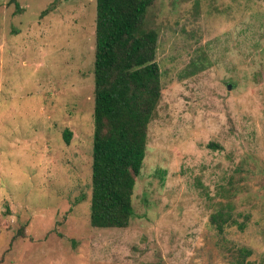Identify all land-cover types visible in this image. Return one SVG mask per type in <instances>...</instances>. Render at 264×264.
I'll return each instance as SVG.
<instances>
[{"label": "rangeland", "instance_id": "obj_1", "mask_svg": "<svg viewBox=\"0 0 264 264\" xmlns=\"http://www.w3.org/2000/svg\"><path fill=\"white\" fill-rule=\"evenodd\" d=\"M15 1L0 0V264H264V0L148 9L161 98L123 229L90 223L95 0Z\"/></svg>", "mask_w": 264, "mask_h": 264}, {"label": "trees", "instance_id": "obj_2", "mask_svg": "<svg viewBox=\"0 0 264 264\" xmlns=\"http://www.w3.org/2000/svg\"><path fill=\"white\" fill-rule=\"evenodd\" d=\"M153 3L95 0L90 223L96 228H126L133 215L132 196L145 157L147 129L161 98L155 61L158 34L145 27ZM70 138L71 132L65 130L66 145ZM212 221L219 219L213 216ZM225 222L216 225L219 232Z\"/></svg>", "mask_w": 264, "mask_h": 264}]
</instances>
